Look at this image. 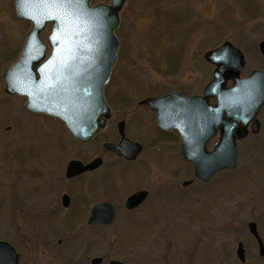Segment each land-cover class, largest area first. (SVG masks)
Here are the masks:
<instances>
[{"label": "rangeland", "instance_id": "374dc122", "mask_svg": "<svg viewBox=\"0 0 264 264\" xmlns=\"http://www.w3.org/2000/svg\"><path fill=\"white\" fill-rule=\"evenodd\" d=\"M111 2L95 0L92 5ZM120 17L116 31L119 54L111 84L105 91L113 117L104 131L83 145L71 138L61 121L30 116L24 108L25 99L5 94L2 74L18 59L31 24L16 16L14 0H0V235L14 239L23 249L39 238V243L48 249L55 248V264H66L65 249L70 243L83 244V233L70 230L72 219H58L55 233L41 228L35 219V197L60 196L69 189L79 197L85 185L96 188L99 181L93 176L66 181L65 170L72 160L87 163L101 155L102 142L115 139V120L125 116L129 119L132 105H118L113 94L123 91L121 96L129 99L135 89L142 95L164 88L189 92L202 89L212 77V66L203 55L226 41L245 52L243 75L264 68L259 51V44L264 41V0H126ZM48 34L49 28L42 33L45 42ZM123 74L130 79L128 82H121ZM135 78L149 83L147 88L140 86L141 82L135 83ZM12 104L22 114L20 118L31 124L9 119ZM248 144L252 146L247 141L240 146L236 170L222 171L208 184L195 181L187 188L181 184L193 179V168L181 160L178 144L165 140L148 149L137 163H149V179L167 181L158 186L152 183L151 199L158 197L160 201L150 209L149 217L133 218L131 230H121L123 226L117 222L113 226L117 230L103 233V255L117 249L120 253L113 254V258L136 259L131 264H241L235 251L239 242H248L245 236L249 234L250 222L257 224L264 240V155L248 149ZM208 149H212V141ZM104 160L108 165L118 162L109 155ZM121 167L132 171L129 164L122 162ZM127 178L118 174L108 187L115 190V198L125 196ZM170 185L179 186L172 189V197L166 191ZM17 204L20 215L15 211ZM247 244V264H264V260H255L259 256L257 242L252 239ZM129 249H134L133 256L124 254ZM26 254L24 263L30 264L31 256ZM92 255L102 256L98 252ZM38 261L34 256L33 264Z\"/></svg>", "mask_w": 264, "mask_h": 264}, {"label": "water", "instance_id": "95a60500", "mask_svg": "<svg viewBox=\"0 0 264 264\" xmlns=\"http://www.w3.org/2000/svg\"><path fill=\"white\" fill-rule=\"evenodd\" d=\"M92 1L41 3L39 0H15L17 16L29 21L32 28L19 60L3 73L6 94L25 97L26 109L34 113L60 119L72 138L82 144L90 143L111 118L104 91L118 57L120 42L115 31L119 28L120 12L126 2L113 0L110 6L92 7ZM49 24L48 42L52 52L44 61L48 45L43 43L40 35ZM260 51L264 54V42L260 44ZM204 59L217 68L202 96L183 98L173 93L144 103L157 109L160 127L176 128L181 132L182 156L193 164L194 177L208 183L217 173L238 167L237 141L246 138L248 123L254 121L253 130L259 129L256 117L264 105V71H254L241 79L244 56L230 42L208 51ZM36 65L39 68L34 69ZM228 81L234 82L232 88L226 87ZM212 97L218 100L214 108L209 104ZM182 105L188 114L183 117ZM119 128L121 142L117 145L107 143L105 148L128 160L136 159L141 146L126 139L123 126ZM218 130L221 131L219 143L213 151H208L207 144ZM101 163L100 158L88 165L71 161L66 176L69 179L77 177L95 170ZM145 195L142 192L133 195L127 200V206L138 205ZM107 206H111V214L106 211L102 215ZM98 214L101 224L108 226L114 221L115 208L110 203L100 204L95 207L91 220L97 219ZM249 229L264 256L256 223L251 222ZM1 248L8 253L7 264H18V255L12 246L0 243ZM237 257L242 263L246 262L242 243L238 245Z\"/></svg>", "mask_w": 264, "mask_h": 264}, {"label": "flooded vegetation", "instance_id": "af4514ba", "mask_svg": "<svg viewBox=\"0 0 264 264\" xmlns=\"http://www.w3.org/2000/svg\"><path fill=\"white\" fill-rule=\"evenodd\" d=\"M241 51L244 53V57L246 60L245 52L243 50ZM47 55H49L48 52H47ZM262 57L264 58L263 55ZM246 64H247V61H246ZM211 66H212V77H213L215 66L213 65ZM245 68H246V65H245ZM245 68L243 69V72ZM254 70L264 71V68H257V69H253L252 71ZM243 72H242V77H246L251 73L249 72L247 75H243ZM125 75L126 74H123V77H120L122 83H124L125 81L128 82V80H130ZM142 81L143 79H137V78H135L134 80L135 83L141 82L142 84L140 86L146 85V88H147L149 83L147 84L146 82L145 84L144 81L143 82ZM206 84L202 87V89L200 88L194 89L193 91H190V92L187 91V89L184 90L183 88H174L173 90H168L167 88H164L161 92L155 93L152 91L151 93L144 94L145 96L142 95V93H138V91L135 89V90H131V93H130L131 98L129 99L126 98L125 96L124 97L121 96V95H124L123 91H121L122 93L119 92L118 94L117 93L113 94L114 102L116 101V103L118 105H121L122 107H124V105L129 106V104H131L133 110L130 111L129 119H127V116H125V117L117 118L115 120V126L113 125L112 127V130L115 133L114 141L113 142H107V141L102 142V149H103L102 154L98 155L97 157L93 159L95 160L97 158H100L102 160V163L95 170L87 171L72 179L67 178L66 170H65L66 181H74L86 175L93 176V178L97 180V182L99 181L98 183H96L97 189L93 185H85L84 186L85 190L83 191V194L80 195L79 197H76V195L73 194L72 189H69V191H65V193H63L60 196L42 194V195H37L35 197V209H36L35 219H36L37 224L40 225L41 228L46 229L49 233H51L52 231L55 233V229L57 228H55L54 225L57 223V221H59L58 219L63 218L65 222L70 219L72 220L76 219L75 222L70 220L71 224H73V226L71 225L70 230L74 231L76 229H79L83 233V239H84L83 244L78 246L77 243H74V244L70 243L67 249H65V253L63 256L66 259V264H113V262H119L122 264L134 263L136 259H124V260L114 259L113 258L114 256L112 255L115 253H118V254L120 253V251L117 249L113 250L111 254H107L105 257L102 253L103 252L102 251V235L103 233L107 231H110L113 229L117 230L118 227L117 228L113 227L117 222H118L117 223L118 226H123L121 230H127V229L131 230V227H130V224L132 223L131 220L133 218L149 217L150 209L155 208L157 202L160 201L158 197L155 200L156 202L151 199V192L153 191L152 183L158 186V183L160 185H164L167 181L159 182L156 179H149V177L151 176L148 174V164L149 163L145 161L142 164H138L137 162L142 158V156L145 154V152L148 149L150 148L154 149L156 145H158L159 143L165 142V140L176 142V144H178L177 150L179 152L181 160L184 161L181 155V146H182L181 137L182 136H181L180 131H178L177 129L169 130V129H164L160 127L157 122V113H158L157 109L145 104L144 102L148 99H158V98H161L165 95H169L172 93H178L184 98H191V97L199 96L203 93V89L206 86ZM227 86L231 87L232 83L229 82ZM149 89L152 90V87L150 85H149ZM141 90L143 89L141 88ZM140 95L141 97H139ZM120 96L122 97V99L120 98ZM175 103L173 104V106L175 105ZM209 103L210 105H212V108H213L217 105L218 101L216 98L212 97ZM180 107H181L180 108L181 112L183 109L182 117L185 115H188L187 112L185 111L184 106L182 105ZM171 110L172 108H170V111ZM248 113L249 112H247V114ZM112 117H113V112H112ZM111 120L112 118L108 121V123ZM256 120L259 122V127H258L259 129H257V131L253 130L254 121L248 123L246 138L237 142L239 152H240V146L244 142L247 141V142L252 143V146L248 144L250 147L248 149H250L251 151L257 154L263 153L264 155V105L260 109L256 117ZM120 125L123 126L126 138L130 140L134 145L141 146V152L138 154L137 158L134 160H127L125 157L120 156L117 153L110 151L104 147L105 143L118 144L121 141L122 137L120 135V128H119ZM220 133L221 131L218 130L216 132V135L212 138V150L214 149V147L217 145V143L219 142L221 138ZM151 152H154V150H152ZM105 155H109L111 157L113 156L114 159L118 162L114 164H109V165L106 164L104 160ZM93 160H91L90 162H92ZM90 162H87L84 164L87 165ZM122 162L125 164L131 165L132 171L131 172L125 171V169L121 167ZM186 163L192 165L189 162H186ZM262 163H264V161H262ZM192 168H193V165H192ZM182 170L183 168L181 167L180 172H182ZM118 174L124 177L127 176L128 177L127 180L129 181L127 188H125L126 189L125 196H123L121 199L115 198L116 196L115 190L110 191L109 190L110 188L108 189V187H110L112 183L114 182V179L118 177ZM188 181H191L192 183H190L188 186H185L184 183H186V181L185 182L183 181L181 184L182 188H187L193 185L195 181L196 182L198 181L194 178V172H193V179L188 180ZM167 185H169V183H167L166 186ZM170 186L171 187L167 188L166 191H168L167 194L172 197L173 196L172 189L177 188L179 186L177 185H170ZM141 192L146 193L145 198L138 205H135L133 208L128 207L127 200L133 195L137 193H141ZM68 193H70L71 196ZM170 196L168 197L170 198ZM67 199H68V202H67ZM104 203H110L115 208L114 221L108 226L101 224V221L99 219L101 215L99 214H98L97 219L91 220L95 207L100 204H104ZM15 211L18 215L21 214V207L19 204L16 205ZM106 211L110 215L111 206H107V208H103L102 215H104ZM121 213L123 214L122 216H120ZM249 224L247 226L249 230L248 231L249 234L248 236H245L246 242L248 241L249 243H251L252 239L253 241H256L258 245V251H259L258 255L259 256L258 257L256 256L255 260L256 259H258L259 261L264 260V256L261 255V250H260L258 240L250 232ZM39 228L40 227H38V232H39ZM236 230H239V229H236ZM257 230H258V226H257ZM74 232L76 233L77 230ZM261 240L264 245L263 238H261ZM0 243L10 244L14 248V250L16 251L18 255V264H25L24 260L25 258H27L26 253L30 254L31 256L30 264H33L34 256L35 258H39L38 264H55L54 260H56V257L58 256V254L57 255L55 254L56 250L53 251L55 248L48 249L47 248L48 246L46 244L39 243V238H36V242L33 243L32 246L31 244H28L27 247L25 246V249H23L22 247L20 248L19 245L14 241V239L10 240L8 237L1 236V235H0ZM240 243H242L244 246L246 262L241 263L235 251L236 257L241 264H247L249 255H250L249 249L246 246L248 244L244 242H239L238 244ZM61 245H62V240H59L58 246H61ZM97 252L102 254V256L96 257L92 255L93 253H97ZM124 254L125 255L128 254V256H133L134 249H129L128 252L125 250ZM7 257H8L7 251L1 248L0 249V259H1L0 264H7L8 263ZM44 259H46V261H44ZM48 260H50L49 263L47 262ZM167 261L169 262V259H167Z\"/></svg>", "mask_w": 264, "mask_h": 264}, {"label": "bare ground", "instance_id": "6f19581e", "mask_svg": "<svg viewBox=\"0 0 264 264\" xmlns=\"http://www.w3.org/2000/svg\"><path fill=\"white\" fill-rule=\"evenodd\" d=\"M241 51V50H240ZM242 52V51H241ZM242 54H243V56H244V53L242 52ZM244 60H245V57H244ZM245 63H246V60H245ZM34 69H37V68H34ZM255 71H258V70H255ZM254 72V71H253ZM249 77V76H248ZM25 111L30 115V116H34V114H43V113H34V112H32V111H30V110H28V109H26V106H25ZM247 112H249V111H247ZM21 113L20 112H18V111H16V107L14 106V104H12V109L10 110V112H9V119L10 120H18V122L19 123H21L22 124V120H23V122H25L24 124L25 125H28V124H31L27 119H24V118H20L21 117ZM45 115H47V114H45ZM47 116H49V115H47ZM72 161H79V160H72ZM81 162V161H80ZM82 164L83 165H85L83 162H82ZM238 168V167H237ZM215 177H213L212 178V180L214 179ZM261 185H262V183H260ZM15 251V250H14ZM15 253H16V251H15ZM16 255H17V253H16Z\"/></svg>", "mask_w": 264, "mask_h": 264}, {"label": "snow or ice", "instance_id": "6c2138e0", "mask_svg": "<svg viewBox=\"0 0 264 264\" xmlns=\"http://www.w3.org/2000/svg\"><path fill=\"white\" fill-rule=\"evenodd\" d=\"M39 2H41V3H49V2H51V3H63V2H67V0H39Z\"/></svg>", "mask_w": 264, "mask_h": 264}, {"label": "trees", "instance_id": "16d2710c", "mask_svg": "<svg viewBox=\"0 0 264 264\" xmlns=\"http://www.w3.org/2000/svg\"><path fill=\"white\" fill-rule=\"evenodd\" d=\"M121 101V100H120Z\"/></svg>", "mask_w": 264, "mask_h": 264}]
</instances>
